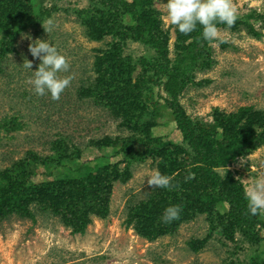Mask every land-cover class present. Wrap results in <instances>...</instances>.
I'll use <instances>...</instances> for the list:
<instances>
[{"label": "rangeland", "instance_id": "rangeland-1", "mask_svg": "<svg viewBox=\"0 0 264 264\" xmlns=\"http://www.w3.org/2000/svg\"><path fill=\"white\" fill-rule=\"evenodd\" d=\"M231 2L236 16L242 21L249 13H263L264 0ZM165 3L167 0H153L150 8L159 12L161 29L168 32L169 57L173 59L175 44L180 42L175 25L166 19ZM42 4L51 9L50 16L36 30L22 32L14 43L15 52L0 61V170L18 168L17 171L24 175L22 168L30 161V153L48 158L53 155L51 143L58 140L64 143L67 151L78 149L80 156L77 161L85 166L83 171L96 168L93 174L98 179L102 174L108 176L113 169L123 173L127 166L122 157L115 154V148L102 150L103 147L96 144L103 145L105 138L158 137L161 148H169L171 143L180 144L181 136L166 108L159 110L156 125L145 129L127 126L109 107L97 100L78 96L81 89L102 82L94 63L104 51L112 49L111 44L115 40L107 35L97 41L86 36V28L82 24L84 18L78 16L77 11L89 7L87 0H43ZM47 20L52 24H46ZM242 21L237 24L238 31L218 30L208 52L212 58L211 67L193 72L195 83L205 82L190 84L180 96L179 103L191 119L209 122L214 108L226 114L247 106L257 111L264 110L263 22L245 20L260 33V37H255L246 32L247 24L242 25ZM36 39L54 44L68 62V70L59 75L70 77V82L57 100L51 99L47 93L36 95L27 83L31 71H35L40 63L28 49L29 43ZM189 41L185 40V43ZM121 55L130 56L134 63L139 57L151 61L154 52L141 43L127 42ZM24 59L32 61L31 70L22 66ZM124 86L121 81L116 89L111 88L120 90ZM151 88L152 101L163 105L162 100L156 98L157 92L164 95L161 89ZM126 97L125 100L128 99ZM130 106L133 104L122 111L129 112ZM238 140L240 138L235 137L231 142ZM162 160L163 155L160 154L131 163L127 181L113 180L110 185L106 198L109 207L107 217L91 215L90 224L83 234H72L57 218L39 210L34 211V222L16 215L1 219L0 264H249L251 258H264V241L254 247L242 245L241 249H236L234 243L219 235L214 233L210 236V223L204 215L179 222L172 234L154 237L153 232L145 235L132 225L126 226L127 213L132 208L149 200L153 193L161 196L162 188L148 185L146 176L153 169L160 171L158 165ZM113 165L116 167L112 168ZM28 167L29 182L37 187L55 178H74V172L67 173L63 166H55L54 162L46 167L35 164ZM228 170L241 180L246 190L256 177L264 175V145L239 159ZM175 175L174 172L171 176ZM30 206L36 207L35 204Z\"/></svg>", "mask_w": 264, "mask_h": 264}, {"label": "trees", "instance_id": "trees-1", "mask_svg": "<svg viewBox=\"0 0 264 264\" xmlns=\"http://www.w3.org/2000/svg\"><path fill=\"white\" fill-rule=\"evenodd\" d=\"M87 1L89 7L77 11L78 16L84 18L82 24L86 28V36L97 41L107 35L115 42L111 44L112 49L104 51L94 63L102 82L81 89L78 96L97 100L109 107L127 126L145 129L155 126L159 110L166 108L174 119L181 143L161 148L158 137L105 138L103 145L96 144L103 147L102 150L115 148V154L121 156L127 166L123 173L113 169L108 176L102 174L96 179L93 174L96 168L83 171L85 166L78 163V149L67 151L62 141H54L50 157L42 158L30 153V161L22 168L24 175L17 171L18 168L0 170V220L16 215L34 222V211L39 210L57 218L72 234H83L90 224L91 215L107 217L109 207L106 198L112 181H127L131 163L161 154L163 160L158 168L162 174L172 177V187L162 188L161 196L153 193L149 200L132 208L127 213L126 226L132 225L145 235L153 232L154 237L172 234L179 222L204 215L210 223V236L215 233L234 243L236 249H241L242 245L254 247L264 241V211L257 215L248 212L245 188L241 180L228 170L239 159L264 145V110L257 111L247 106L226 114L214 108L211 121L199 122L191 119L179 103L180 96L190 84L205 82L195 83L193 72L211 67L212 58L208 52L214 40L203 39L199 24L188 34L176 28L180 43L175 44V55L171 59L167 48L168 32L161 29L159 12L150 8L153 0ZM42 3L43 0H0V61L15 52L14 43L22 32L36 30L50 16L51 9L43 7ZM244 18L261 21L264 27V9L261 14L249 13ZM245 20L237 17L233 25L217 23V28L238 31L237 24L242 21V25L247 24L248 34L260 37V33ZM188 39L189 43H185ZM127 42H138L151 48L154 52L152 60L139 57L132 63L130 56L123 57L121 50ZM121 81L124 88L113 90ZM149 84L161 89L164 95L157 92L156 98L161 99L163 105L152 101ZM131 103L134 107L130 106L129 112L124 113L123 108ZM235 137L240 140L231 142ZM52 162L55 166H63L67 173L74 172V178L60 177L42 182L38 187L32 185L29 182V164L46 167ZM72 165L76 166L72 168ZM115 167L113 165L112 168ZM174 172L176 175L171 176ZM31 204H35V209ZM170 205L180 206L179 216L163 222L164 209ZM249 264H264V258H251Z\"/></svg>", "mask_w": 264, "mask_h": 264}, {"label": "clouds", "instance_id": "clouds-1", "mask_svg": "<svg viewBox=\"0 0 264 264\" xmlns=\"http://www.w3.org/2000/svg\"><path fill=\"white\" fill-rule=\"evenodd\" d=\"M163 5L166 9V19L175 25L179 32L191 33L199 24L202 26L203 39L209 42L218 36L217 23L231 26L237 19L231 0H167ZM45 23L51 25L52 21L47 20ZM28 49L31 56L38 58L40 63L35 71H31L32 75L27 83L32 86L36 95L43 96L47 93L51 99H59L70 82V77L59 75L60 72L68 70L66 58L48 40L36 39L29 43ZM22 66L31 70L32 61L24 59ZM146 177L148 185L155 188L172 187V177L162 174L158 169H153ZM244 195L251 215L264 211V175L256 177L247 186ZM180 211L179 205H170L164 209L161 219L163 222H170L178 218Z\"/></svg>", "mask_w": 264, "mask_h": 264}]
</instances>
